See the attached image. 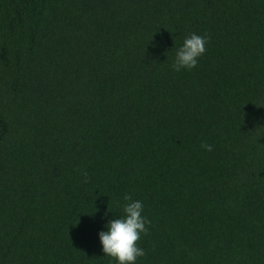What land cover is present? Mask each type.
<instances>
[{
    "label": "trees",
    "instance_id": "obj_1",
    "mask_svg": "<svg viewBox=\"0 0 264 264\" xmlns=\"http://www.w3.org/2000/svg\"><path fill=\"white\" fill-rule=\"evenodd\" d=\"M125 194L137 264H264V0H0V264H116Z\"/></svg>",
    "mask_w": 264,
    "mask_h": 264
},
{
    "label": "clouds",
    "instance_id": "obj_2",
    "mask_svg": "<svg viewBox=\"0 0 264 264\" xmlns=\"http://www.w3.org/2000/svg\"><path fill=\"white\" fill-rule=\"evenodd\" d=\"M208 39L206 36L195 33L187 36L183 44L176 50L175 62L172 68L176 72L193 70L198 66L199 59L206 52ZM206 151H212V146L201 145ZM87 180V174L85 173ZM123 214L114 217L105 224L106 231L98 233L101 251L104 257H110L116 264H137L138 258L145 256V250L140 247L142 235L148 231L149 221L143 215L144 204L134 200L131 195L123 196ZM108 212L109 209H108ZM107 216V213H106Z\"/></svg>",
    "mask_w": 264,
    "mask_h": 264
}]
</instances>
